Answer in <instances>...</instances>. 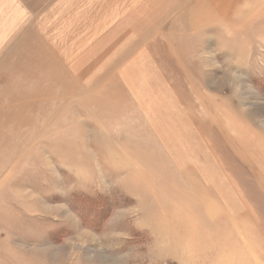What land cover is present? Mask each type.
<instances>
[{
	"label": "rangeland",
	"instance_id": "1",
	"mask_svg": "<svg viewBox=\"0 0 264 264\" xmlns=\"http://www.w3.org/2000/svg\"><path fill=\"white\" fill-rule=\"evenodd\" d=\"M168 14L79 65L0 0V264H264V0Z\"/></svg>",
	"mask_w": 264,
	"mask_h": 264
},
{
	"label": "crops",
	"instance_id": "2",
	"mask_svg": "<svg viewBox=\"0 0 264 264\" xmlns=\"http://www.w3.org/2000/svg\"><path fill=\"white\" fill-rule=\"evenodd\" d=\"M175 1L187 0H21L28 19L24 32L37 35L41 48L58 56L78 50L83 52L73 57H92L75 63L79 65L96 64L94 51L126 48L142 55L149 47L144 41L151 38L144 39L152 31L149 21L155 19L156 24L159 16H168ZM128 65H136V59Z\"/></svg>",
	"mask_w": 264,
	"mask_h": 264
},
{
	"label": "bare ground",
	"instance_id": "3",
	"mask_svg": "<svg viewBox=\"0 0 264 264\" xmlns=\"http://www.w3.org/2000/svg\"><path fill=\"white\" fill-rule=\"evenodd\" d=\"M235 123H236V122H235ZM159 128L161 129V130H160V134H161L162 136H166V135L163 133V131H162V127H161V126L157 127L158 130H159ZM233 131L236 132V133L238 132L236 128H234ZM262 145H263V144H262ZM263 147H264V146H263ZM259 149H262V147H260V146H256L255 150L258 151ZM255 150H254V149H251L252 152H256ZM255 154H256L257 156H261V155H259V154H257V153H255Z\"/></svg>",
	"mask_w": 264,
	"mask_h": 264
}]
</instances>
